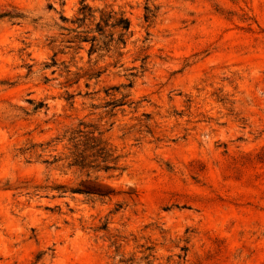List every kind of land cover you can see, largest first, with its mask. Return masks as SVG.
Instances as JSON below:
<instances>
[{
	"label": "rangeland",
	"instance_id": "1",
	"mask_svg": "<svg viewBox=\"0 0 264 264\" xmlns=\"http://www.w3.org/2000/svg\"><path fill=\"white\" fill-rule=\"evenodd\" d=\"M81 2L132 33L88 88ZM81 120L122 157L111 198L44 163ZM0 264H264V0H0Z\"/></svg>",
	"mask_w": 264,
	"mask_h": 264
},
{
	"label": "trees",
	"instance_id": "2",
	"mask_svg": "<svg viewBox=\"0 0 264 264\" xmlns=\"http://www.w3.org/2000/svg\"><path fill=\"white\" fill-rule=\"evenodd\" d=\"M148 12V10H146ZM75 26V36L73 42L75 46L72 48V61L75 59L81 45H89L87 51L88 62L91 57L96 54L97 60L94 64L86 69L76 68V73H71L68 66H64V72L67 76H73V84H78L81 79L85 80V87L88 88V82L91 80H99L105 69L95 70L97 61L103 60L105 55L113 52L118 58L123 56L121 52L126 48L129 38L132 33L130 30V22L122 12H114L106 8L94 9L81 2V7L78 9L77 16L71 21ZM56 56V55H54ZM146 58L141 59L140 69L143 70ZM52 64L56 65L55 60ZM64 65V63H63ZM115 68V65L113 66ZM136 70V68L132 69ZM81 72H84L81 74ZM130 78L136 76L131 73ZM133 82L130 80L127 85L108 89L114 91L121 96L120 100H112L105 103L103 108H111L107 115H110L115 108H121L127 104L125 101L130 97L129 94H122L120 89H131ZM88 95V94H87ZM105 96H113L105 92ZM67 101L73 99L72 95L67 96ZM47 148L60 147V152L52 157V162L45 161L47 165H60L62 168L71 171L74 170L84 180L80 181L76 188L66 189L61 187L63 191H68L71 194H79L84 196L111 198L116 195L115 191L110 188L101 179V175H106L108 178L119 176L124 167L121 164L122 157L117 154L115 148L108 142L105 131L101 130L98 124L90 121L81 120L76 125L66 129L61 135L54 138L45 145ZM56 151V150H54ZM65 193V192H63ZM129 197L131 193L127 194Z\"/></svg>",
	"mask_w": 264,
	"mask_h": 264
}]
</instances>
